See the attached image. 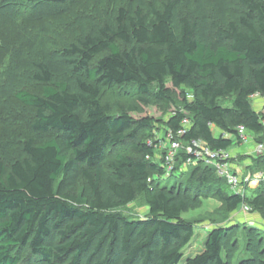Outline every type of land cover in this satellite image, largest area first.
<instances>
[{
    "label": "trees",
    "instance_id": "1",
    "mask_svg": "<svg viewBox=\"0 0 264 264\" xmlns=\"http://www.w3.org/2000/svg\"><path fill=\"white\" fill-rule=\"evenodd\" d=\"M118 89L174 109L165 135L189 120L175 173L192 140L229 150L242 127L263 142L264 0H0V112H32L31 137L0 139V264H180L182 215L212 194L264 221V184L236 193L202 161L168 186L154 120L102 102ZM140 198L147 216L126 217ZM183 264H264V234L213 228Z\"/></svg>",
    "mask_w": 264,
    "mask_h": 264
},
{
    "label": "rangeland",
    "instance_id": "2",
    "mask_svg": "<svg viewBox=\"0 0 264 264\" xmlns=\"http://www.w3.org/2000/svg\"><path fill=\"white\" fill-rule=\"evenodd\" d=\"M170 87V84L167 85ZM155 89V86L152 87ZM28 90L39 93V87H29ZM185 90V89H184ZM188 92V90H186ZM129 97H126L121 93V90L116 91H106L102 102H107L111 104L113 108V114L116 110V106L120 105L128 110V106L133 105L136 106L135 112H129L130 116L135 120H140L142 118H152L154 120V128H155V139L161 141L163 147L167 146L168 138L165 135V129L163 128V123L166 122L167 118L172 114L171 110H161L154 106H143L136 102L135 95L130 93ZM179 94V91H178ZM175 97V106L180 104L179 95ZM190 98V96H188ZM223 106H228L227 101L221 102ZM253 108L256 111H260L264 114V108L261 109V100L257 98L253 101ZM19 106V105H17ZM32 121V112L27 108H18L15 111V114L10 116L0 112V139L5 137V133L7 136V131L11 132L10 135L13 136V139H24L31 137L30 124ZM156 121V122H155ZM160 121V123H158ZM214 136L217 135V132H213ZM165 136V137H164ZM256 145V139L249 136L246 143L234 142L230 148V153L232 156L231 161L229 162L232 170L235 166V170L238 172L240 176H243L246 173H254L259 172V168L253 163L250 155L253 153V149ZM161 150V149H160ZM159 150V151H160ZM123 153L129 154V151H124ZM160 154L159 152H157ZM158 156V155H157ZM257 157V156H253ZM178 166V165H177ZM182 172L175 173L172 170L169 171L167 176L163 180H167L168 186H172L175 180L182 179L186 177L189 172L192 170V166L189 164H185L183 166L179 165ZM160 180V178H159ZM166 181H163L162 184H165ZM196 185L192 184L193 189H195ZM254 185L249 186L248 188H252ZM243 187L237 188L236 191L244 192ZM213 195V194H212ZM209 195V198L202 200L201 207L195 210H190L187 213H184L182 217L193 224L194 227V236L191 242L184 250V256L180 262L183 264L184 260L187 257H193L199 254L203 248L204 243L207 237V234L210 230L216 227H225L231 225L238 226H252L260 230L264 234V221L260 218L257 213H252L250 211H246L240 206L238 210L233 213L227 214L223 208V206L212 196ZM249 195V194H248ZM121 212L128 218L137 219L144 218L147 216V207L143 204L142 199H138L137 201L131 203L126 208L121 210ZM244 238L240 235L239 237V246L240 250H243Z\"/></svg>",
    "mask_w": 264,
    "mask_h": 264
},
{
    "label": "built area",
    "instance_id": "3",
    "mask_svg": "<svg viewBox=\"0 0 264 264\" xmlns=\"http://www.w3.org/2000/svg\"><path fill=\"white\" fill-rule=\"evenodd\" d=\"M259 98L261 100L260 108H264V96L255 95L252 101ZM261 124L264 127V116L260 120ZM189 126V120L184 119L182 122V126L175 133L168 132L166 135L168 138L167 146L163 147V144L160 143L158 146V150L161 151V157L163 159V164L166 168V172L172 170V166L175 162L178 151L182 148V145L178 138H180L185 132L187 127ZM238 135L240 139V143H246L249 136L255 138L252 133L247 132L244 128H238ZM253 153L250 155L253 156H261L264 155V141L256 142V145L253 149ZM185 151L190 155L191 159L187 161V164H191V161H202L206 165L211 166L215 174L226 180L230 189L236 193H243L241 191H236L237 188L243 187L245 188L259 184H264V172H254V173H246L243 176H239L232 171L230 161L232 159L231 153L229 150H221L210 149L206 144L199 140H192L185 145ZM158 158V156H157ZM242 188V189H243ZM242 208L246 211H250L246 206H242Z\"/></svg>",
    "mask_w": 264,
    "mask_h": 264
},
{
    "label": "crops",
    "instance_id": "4",
    "mask_svg": "<svg viewBox=\"0 0 264 264\" xmlns=\"http://www.w3.org/2000/svg\"><path fill=\"white\" fill-rule=\"evenodd\" d=\"M229 150H230V149H229ZM233 169H234V170H232V171H233L234 173H236L237 175H239L238 172L235 170V166L233 167ZM244 175H245V174H244ZM239 176H240V175H239ZM255 187H257V186L254 185L252 188H255ZM246 188H247V187H246ZM252 188H251V189H252Z\"/></svg>",
    "mask_w": 264,
    "mask_h": 264
}]
</instances>
